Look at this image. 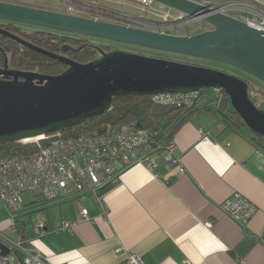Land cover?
I'll list each match as a JSON object with an SVG mask.
<instances>
[{
	"label": "crops",
	"instance_id": "obj_1",
	"mask_svg": "<svg viewBox=\"0 0 264 264\" xmlns=\"http://www.w3.org/2000/svg\"><path fill=\"white\" fill-rule=\"evenodd\" d=\"M201 97L173 138L184 174L158 157L155 172L132 166L101 198L50 203L33 193L31 204L43 203L36 222L46 224L36 248L51 264H128L129 254L143 264H264V138L226 117L229 99L211 111L200 109ZM235 194L256 208L245 224L223 210ZM21 219L25 233L17 224L14 234L36 238V222L29 228ZM64 222L73 230H63ZM7 230L13 233L9 220L0 224Z\"/></svg>",
	"mask_w": 264,
	"mask_h": 264
},
{
	"label": "water",
	"instance_id": "obj_2",
	"mask_svg": "<svg viewBox=\"0 0 264 264\" xmlns=\"http://www.w3.org/2000/svg\"><path fill=\"white\" fill-rule=\"evenodd\" d=\"M151 1L190 16L208 13L187 0ZM0 21L208 60L235 68L264 84V30L221 14L205 17L204 22L213 30L192 37L4 2H0ZM0 35L67 66L57 76L10 69L5 53V64L0 68V142L18 143L83 125L110 111L116 98L192 95L203 89L223 91L244 124L264 138V110L250 99L249 81L226 71L118 50H101L99 58L81 64L2 27ZM62 50L73 48L64 46ZM0 254H9L2 243Z\"/></svg>",
	"mask_w": 264,
	"mask_h": 264
},
{
	"label": "built area",
	"instance_id": "obj_3",
	"mask_svg": "<svg viewBox=\"0 0 264 264\" xmlns=\"http://www.w3.org/2000/svg\"><path fill=\"white\" fill-rule=\"evenodd\" d=\"M131 1L140 2L150 8L155 3L151 0ZM187 1L206 8L208 13L196 17L176 10H174L177 12L176 15L162 12L164 20L170 21L173 25H168V22H165V25H155L143 19H133L132 16L123 15V17L128 22H132L128 24V27L166 35L167 30L170 29L174 31V34H169L172 36H179L178 31L182 26L193 23L203 24L196 33L213 30L211 25L204 22V18L214 14L225 15L264 30V0ZM65 3L68 6L67 15L74 16L80 10L93 11L85 4L80 5V2L74 0H65ZM98 11L114 16L105 10ZM120 15L116 18L124 21ZM249 84V96L250 98L260 96V101L254 103L260 108V105L264 103V92L257 85L251 82ZM217 92L220 107L224 94L222 91ZM197 97L198 94L158 95L151 98L154 103L160 105L192 106L195 105ZM18 143L34 144L39 150L29 156L0 159V206H3L9 215V228L13 233L17 231L19 215L25 211L22 200L25 193L37 194L50 203L77 195L93 194L101 198L106 188L116 182L122 172L132 166L143 165L155 172L158 169V157L163 158L168 168H177L179 175L185 173L181 159L174 155L173 141L168 145H162L152 137L149 131L134 125L108 127L102 133L93 132L68 138L62 132H58ZM223 210L243 224L247 223L256 212V208L240 194H235L232 200L224 203ZM88 219V212L83 210L81 220ZM73 226L70 222H64L62 229L72 231ZM45 230V222L38 220L34 225L36 238L18 237L15 240L0 231V243L9 250L7 256L0 254V264H51L50 260L36 248V242L44 235ZM128 264L143 263L136 254H129Z\"/></svg>",
	"mask_w": 264,
	"mask_h": 264
},
{
	"label": "trees",
	"instance_id": "obj_4",
	"mask_svg": "<svg viewBox=\"0 0 264 264\" xmlns=\"http://www.w3.org/2000/svg\"><path fill=\"white\" fill-rule=\"evenodd\" d=\"M0 27L40 48L66 56L81 64L94 61L101 50L108 53L113 51L106 46L100 47L98 50L90 41L72 39L61 34L48 32L27 33L14 25H1ZM64 46H71L73 50L64 52L62 50ZM5 53L9 58V67L16 70L39 72L47 76H57L67 70V66L59 61L22 47L17 42L0 35V68L4 67L5 64ZM223 94L224 99L221 108H224L225 103L229 99L224 92ZM226 98L227 100L225 101ZM195 109V105L156 104L148 96L116 98L113 100L112 109L102 116L93 117L88 119L83 125L63 129L61 132L68 138L93 132L102 133L108 127L134 125L137 128L149 131L152 137L160 144L168 145L173 141L176 131L189 119ZM227 110L229 113L225 115L229 120L231 119L234 124L242 123L240 116L231 105L227 107ZM260 140H263V137L258 136L257 141ZM38 150V147L34 144L23 145L4 140L0 142V159L29 156L35 154ZM114 183L108 186L104 192L111 189ZM39 199L44 201L41 197ZM20 223L19 218L17 221L19 234L24 235L25 230L23 226L22 230L20 229Z\"/></svg>",
	"mask_w": 264,
	"mask_h": 264
},
{
	"label": "rangeland",
	"instance_id": "obj_5",
	"mask_svg": "<svg viewBox=\"0 0 264 264\" xmlns=\"http://www.w3.org/2000/svg\"><path fill=\"white\" fill-rule=\"evenodd\" d=\"M77 2H80V5H84L93 9V10H97V8L102 9V10H106L109 13H111L112 15H114L113 17H111L110 15H106V16H101V14H96V13H91V12H83V10L77 11V13L74 15L76 17H81V18H86V19H94V18H98L100 21L106 20V21H113V22H118L121 23L123 20H121L120 18H116L117 15H120L122 17V19H124V21L121 24H131L132 22H128L126 20L125 17H123V15L126 16H132L133 19L139 18V19H143L146 22H151L154 23L155 25H165V22H168L167 24H172L170 21H165L164 17L162 16V12L163 13H169L170 15H176L177 12L169 9L163 5H160L158 3H154L152 8L150 7H145L144 4L142 3H138V2H134L131 0H74ZM0 2H7L10 4H16L19 6H24V7H30V8H35V9H41V10H45V11H50V12H54V13H60V14H67V4L64 2H61L59 0H0ZM89 5V6H88ZM96 11V12H97ZM156 11V12H155ZM159 11V12H158ZM102 18H101V17ZM131 18V17H130ZM4 23H6L5 21H3ZM160 23V24H157ZM163 23V24H161ZM15 27L21 29L24 32L27 33H36V32H41V31H48L47 29L43 30L41 28H37V27H33V26H28V25H23V24H19V23H12ZM167 26V25H166ZM203 26V24L200 23H193V24H188L185 26H182L179 29V36L180 37H187V36H196L200 33H196L198 32L201 27ZM214 27H212L211 29H213ZM51 31V30H49ZM167 35L169 34H174V31L168 29L167 30ZM89 41L93 44V46L96 49H100V47H108L111 50L113 49L111 46L116 47V50L119 51H124V52H130V53H136V54H142V55H146V56H151V57H155V58H162V59H169V60H173L176 62H181V63H186V64H194V65H201V66H207L209 68H213V69H218L221 71H226L227 73H230L232 75H235L237 77H240L242 79H245L246 81H249L251 83H254L255 85L262 87L264 90V84L262 82H260L259 80H257L256 78L245 74L235 68H232L230 66L224 65V64H220V63H216V62H212V61H208V60H203V59H198V58H193V57H188V56H183V55H176V54H171V53H167V52H162V51H157V50H153V49H148V48H142V47H138V46H132V45H126V44H119V43H114V42H109V41H105V40H101V39H95V38H90ZM113 49V51H116ZM112 51V52H113ZM108 53V52H106ZM100 57V52H98L97 54V58ZM199 94H202V97L199 99V105H201L200 109H208L211 111H217L218 110V101H217V97H218V92L214 89H203ZM254 103H257L258 101H260V96L254 97V98H250ZM230 102V101H229ZM260 105V104H258ZM261 110H264V103H262L260 105ZM248 130V128H246ZM23 199V203L25 206L24 210H27V213H33V214H29L26 215L25 217H21L20 219L25 222L27 224V226L29 228L32 227V224L36 222L37 220V216H39L41 214V210H39L40 208H42L43 203H39V204H35L33 206V204H31L32 202H34L36 200L35 196L33 193H25L22 197ZM31 210V211H30ZM9 220V215L7 212H5V210H3L0 207V224L5 223L6 221ZM20 225V224H19ZM20 229L22 230V225H20ZM5 234L8 237H11L13 239H17L18 236L10 231H6Z\"/></svg>",
	"mask_w": 264,
	"mask_h": 264
},
{
	"label": "flooded vegetation",
	"instance_id": "obj_6",
	"mask_svg": "<svg viewBox=\"0 0 264 264\" xmlns=\"http://www.w3.org/2000/svg\"><path fill=\"white\" fill-rule=\"evenodd\" d=\"M59 1H61V2H64L65 3V0H59ZM98 10H102V9H99V8H97ZM97 11V10H96ZM102 11H104V10H102ZM106 11V10H105ZM96 13L95 12V10H93L91 13ZM98 13H96V14H101V16H106V14H102L100 11H97ZM93 13V14H94ZM100 16V17H101ZM102 18V17H101ZM94 19H96L97 21H100L97 17L96 18H94ZM102 22H108V23H113V24H118V25H124V26H128V24H121V23H118V22H113V21H106V20H103ZM1 25H13L12 23H9V22H6V23H4L3 21H0V26ZM135 28V27H134ZM44 30V29H43ZM41 32H48V33H55V34H61V35H63V36H67V37H69V38H72V39H80V40H84V41H89V39L90 38H87V37H83V36H78V35H72V34H66V33H61V32H56V31H41ZM37 33V32H36ZM114 50H116L117 48L116 47H114V46H111ZM112 49V50H113ZM119 51V50H118ZM10 69H13V68H10ZM254 84V83H253ZM255 85V84H254ZM260 90H262L263 92H264V90H263V88L262 87H259V86H257Z\"/></svg>",
	"mask_w": 264,
	"mask_h": 264
}]
</instances>
